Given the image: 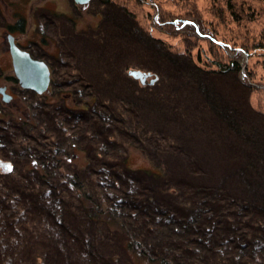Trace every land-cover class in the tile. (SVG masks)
I'll list each match as a JSON object with an SVG mask.
<instances>
[{
    "label": "trees",
    "instance_id": "1",
    "mask_svg": "<svg viewBox=\"0 0 264 264\" xmlns=\"http://www.w3.org/2000/svg\"><path fill=\"white\" fill-rule=\"evenodd\" d=\"M98 1L108 6L112 0ZM212 1L234 8L233 0ZM118 10L133 20L126 7ZM192 15L157 21L160 27L178 23L235 57L195 62L190 52L171 51L135 23L130 36L165 66L159 71L128 62L122 71L148 69L172 92L197 95L231 148L220 173L208 175L204 158L148 132L142 122L147 98H102L73 76L70 57L59 49L55 66L45 61L47 91L22 89L8 76L19 95L0 102V264H264V114L248 95L233 101L216 83L241 71L253 81L254 67L243 66L238 52L250 58L263 52L264 64V33L237 44ZM254 90L264 105V87ZM63 94L77 108L67 107ZM128 147L144 152L149 166L132 167Z\"/></svg>",
    "mask_w": 264,
    "mask_h": 264
},
{
    "label": "rangeland",
    "instance_id": "2",
    "mask_svg": "<svg viewBox=\"0 0 264 264\" xmlns=\"http://www.w3.org/2000/svg\"><path fill=\"white\" fill-rule=\"evenodd\" d=\"M98 2L90 0L84 6H76L73 0H0V89L5 88L11 99L18 98L17 87L8 78L14 76L9 53L10 38L39 60L50 62L53 66L55 60L59 59V49H62L71 59L73 76H80L102 98L115 95L128 97L132 101L147 98L150 103L142 111L149 114H144L142 122L149 128L148 132L171 138L192 157L199 160L204 158L208 175L220 173V163L227 155L229 157L231 148L227 143L225 149L222 133L207 117L206 108L197 95L194 92L174 93L171 90L173 86L161 81L149 84L156 73L148 69L129 68L122 71L128 62L159 71L165 66L150 50L130 36L129 29L136 23L151 36L162 40L171 51L190 52L195 62L200 60L209 64V59L214 61V55L233 58L237 52H229L224 46L213 50L195 34L189 36L187 29L180 28L178 23L172 26L164 22L160 27L157 17L167 18L168 22L171 16L189 17L194 14L199 22L220 38L240 44L245 39L256 41L262 38L264 0H233L234 8L228 10L224 2L214 3L212 0H112L108 6ZM118 6L126 7L133 20L122 14ZM221 11L223 14H220ZM20 19H23L22 28L18 26ZM238 53L243 66L254 67L256 76L253 81L244 78L245 74L241 71L228 79L221 77L216 83L222 93L233 101L242 100L248 95L250 106L264 114L263 98L254 90L264 87V64L259 57L263 52L253 53L252 58L246 52ZM60 62L62 64L63 60ZM134 70L151 74L145 84L129 75V71ZM242 78L251 87L248 91L242 85ZM57 79L60 80L59 77ZM146 85L154 88L142 90L141 86ZM61 97L67 107L77 108L71 96L63 94ZM11 99L5 102L0 94V102L4 105L10 103ZM128 158L132 167L149 166L144 152L133 147H128Z\"/></svg>",
    "mask_w": 264,
    "mask_h": 264
},
{
    "label": "water",
    "instance_id": "3",
    "mask_svg": "<svg viewBox=\"0 0 264 264\" xmlns=\"http://www.w3.org/2000/svg\"><path fill=\"white\" fill-rule=\"evenodd\" d=\"M77 5L88 4L90 0H73ZM9 53L11 56L12 68L15 78L22 89L31 90L37 94L47 91L50 85V70L47 64L17 47L13 40L9 39ZM129 75L138 79L141 84L146 83V79L151 75L141 71H129ZM156 78H151L149 84H153ZM3 101L7 102L11 96L5 92V88L0 89Z\"/></svg>",
    "mask_w": 264,
    "mask_h": 264
},
{
    "label": "flooded vegetation",
    "instance_id": "4",
    "mask_svg": "<svg viewBox=\"0 0 264 264\" xmlns=\"http://www.w3.org/2000/svg\"><path fill=\"white\" fill-rule=\"evenodd\" d=\"M73 3H74V1H73ZM74 5L78 6V5L75 4V3H74ZM84 5H86V4H84ZM84 5H81V6H84ZM14 44H15L17 47H19V45H18L17 43L14 42ZM19 48H20V47H19Z\"/></svg>",
    "mask_w": 264,
    "mask_h": 264
},
{
    "label": "bare ground",
    "instance_id": "5",
    "mask_svg": "<svg viewBox=\"0 0 264 264\" xmlns=\"http://www.w3.org/2000/svg\"><path fill=\"white\" fill-rule=\"evenodd\" d=\"M20 49H22V48H20ZM22 50H24V49H22ZM26 51V50H25Z\"/></svg>",
    "mask_w": 264,
    "mask_h": 264
}]
</instances>
